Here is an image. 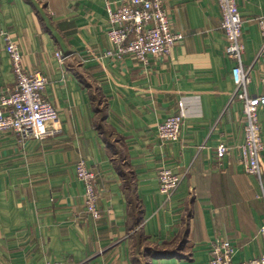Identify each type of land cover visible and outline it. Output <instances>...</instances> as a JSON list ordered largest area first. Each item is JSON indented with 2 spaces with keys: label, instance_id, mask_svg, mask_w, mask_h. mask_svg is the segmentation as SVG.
Returning <instances> with one entry per match:
<instances>
[{
  "label": "crops",
  "instance_id": "crops-1",
  "mask_svg": "<svg viewBox=\"0 0 264 264\" xmlns=\"http://www.w3.org/2000/svg\"><path fill=\"white\" fill-rule=\"evenodd\" d=\"M123 1L0 0V27L16 41L23 70L47 77L42 94L58 112L49 125L58 133L40 141L0 132V264H209L218 240L235 263L259 258L264 149L260 182L237 149L245 122L216 0H164L182 39L146 64L103 56L115 50L107 8ZM236 2L256 97L264 0ZM14 86L0 40V92ZM177 115L178 140L161 142L159 124ZM258 119L264 145L263 108ZM220 144L229 148L222 159ZM79 161L95 173L98 220L84 210ZM162 168L180 177L169 198L159 192Z\"/></svg>",
  "mask_w": 264,
  "mask_h": 264
},
{
  "label": "built area",
  "instance_id": "built-area-1",
  "mask_svg": "<svg viewBox=\"0 0 264 264\" xmlns=\"http://www.w3.org/2000/svg\"><path fill=\"white\" fill-rule=\"evenodd\" d=\"M220 15L221 29L226 40L225 52L233 61L231 79L235 86L234 99L240 102L244 116V139L237 146L244 165L245 173L262 181L260 164L264 145L261 137L258 112L264 109V74L261 79L262 92L252 97L248 92L251 83L249 69L243 68L244 47L242 44L243 20L236 0H216ZM108 28L106 36L115 50H107L103 56L120 60L131 56L140 64H146L147 58L153 56L164 59L173 47L181 41L182 36L172 31L169 18L164 9V0H124L116 9L107 8ZM262 37L260 58L264 71V16L258 21ZM0 40L9 58L15 86L11 93L0 92V132H11L21 141L27 139L42 140L58 133L51 128L57 121L58 112L43 96L42 92L48 79L41 72L26 73L22 67V55L13 36L0 27ZM56 58L62 60L59 53ZM182 125L180 115L167 118L157 129L161 142H175L179 138ZM229 148L220 144L216 148V157L222 159ZM76 178L84 184V210L93 220L100 218L97 206L98 194L95 186V173L83 161L75 166ZM160 194L169 198L177 189L180 177L171 170L162 168L157 174ZM264 241V225L260 228ZM230 244L218 240L211 247L209 264H264V254L259 258L235 263ZM61 264V263H48Z\"/></svg>",
  "mask_w": 264,
  "mask_h": 264
}]
</instances>
